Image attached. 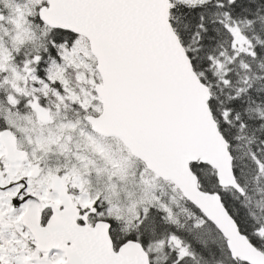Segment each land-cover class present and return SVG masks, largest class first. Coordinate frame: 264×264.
I'll list each match as a JSON object with an SVG mask.
<instances>
[{
    "label": "snow or ice",
    "instance_id": "6c2138e0",
    "mask_svg": "<svg viewBox=\"0 0 264 264\" xmlns=\"http://www.w3.org/2000/svg\"><path fill=\"white\" fill-rule=\"evenodd\" d=\"M0 264H264V0H0Z\"/></svg>",
    "mask_w": 264,
    "mask_h": 264
}]
</instances>
